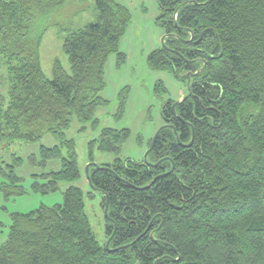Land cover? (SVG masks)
Returning a JSON list of instances; mask_svg holds the SVG:
<instances>
[{
  "label": "trees",
  "instance_id": "trees-1",
  "mask_svg": "<svg viewBox=\"0 0 264 264\" xmlns=\"http://www.w3.org/2000/svg\"><path fill=\"white\" fill-rule=\"evenodd\" d=\"M67 1L0 0V70L9 83L8 101L0 96V147L49 132L68 148L64 157L61 146L42 147L43 164L62 157L61 169L35 181L43 193L80 179L76 144L65 131L75 117L99 124L96 111L109 104L102 95L106 63L112 53L125 59L119 43L132 19L118 1L95 0L96 20L64 42L71 73L56 60L48 78L40 52L46 30L37 21ZM158 3L166 46L149 54V66L186 83L192 74L191 93L176 114L173 100L162 108L164 124L174 127L161 130L148 159L164 160L152 166L118 157L107 168L90 167L107 208L105 244L82 188L71 184L63 204L12 214L0 264H264V0ZM129 135L105 128L90 143L91 161L96 143L119 155ZM21 162L16 155L12 163L0 159L7 199L25 193L16 172Z\"/></svg>",
  "mask_w": 264,
  "mask_h": 264
},
{
  "label": "rangeland",
  "instance_id": "rangeland-1",
  "mask_svg": "<svg viewBox=\"0 0 264 264\" xmlns=\"http://www.w3.org/2000/svg\"><path fill=\"white\" fill-rule=\"evenodd\" d=\"M116 1L130 10L132 19L119 43V50L125 54V59L120 61L118 53H112L106 63V87L102 95L109 104L97 109V126H94V121L83 122L75 117L70 128L65 131L66 137L75 141L81 177L74 182H61L60 189L50 193H43L34 188L36 180L45 181L39 175L62 167V157L46 164L40 161L43 146H61L62 156L68 157V148L62 146V141L52 133L48 132L35 141L18 140L9 147H0L1 160L12 163L14 155L22 159L21 164L16 167V172L23 179L25 188V193L9 199L0 191V245L8 239L13 213H28L42 205L63 204L64 192L71 184L82 188L85 209L92 228L100 243L105 244L107 216L103 207V193L92 186L87 167L91 163H113L118 157L144 160L156 132L164 125L161 113L164 104L169 100L179 101L188 93L185 81L178 79L168 70H154L148 63L149 54L162 47V39L165 36L164 28L158 23L161 14L158 0ZM96 18L95 0H68L50 16L37 21L38 30H46L40 52L42 68L48 78H53L56 60H60L71 73V63L64 51L65 39L70 31L81 29ZM0 71L3 76L0 78V96H5L8 101L9 83L5 79L6 70ZM124 97L125 108L121 114V102ZM105 128L129 129L130 135L119 155L102 151L96 143L93 149L94 161H91L90 143L98 140ZM33 158L35 161L31 160Z\"/></svg>",
  "mask_w": 264,
  "mask_h": 264
},
{
  "label": "water",
  "instance_id": "water-1",
  "mask_svg": "<svg viewBox=\"0 0 264 264\" xmlns=\"http://www.w3.org/2000/svg\"><path fill=\"white\" fill-rule=\"evenodd\" d=\"M166 36L167 35H165L164 37H163V39H162V41H163V46H166V44H165V38H166ZM192 39H193V37H192ZM205 66H206V64H205ZM204 66V67H205ZM203 67V68H204ZM202 68V69H203ZM201 69V70H202ZM196 74V73H195ZM195 74H193V75H195ZM192 74L191 73H188V77H189V79H188V82H187V86H188V90H189V94L191 93V76ZM187 96V95H186ZM185 96V97H186ZM184 97V98H185ZM184 98H182L181 100H179V101H176V102H174L173 103V105H172V109H173V111H174V113L176 114V106L177 105H179L183 100H184ZM167 126H170V127H174L173 125H169V124H166V125H163V126H161L160 127V129L156 132V134H155V136H154V138H153V140H152V144H151V146H150V148L148 149V151H147V153L145 154V162L147 163V164H149V165H152V166H156V165H158V164H160L164 159H160L158 162H151V161H149V159H148V157H149V153L153 150V148L155 147V144H156V141H157V138H158V136H159V134H160V132H161V130H163L165 127H167ZM175 132H176V136H177V138H179V136H178V133H177V131L175 130ZM193 135H194V129H193ZM194 137V136H193ZM192 141H193V139H192ZM192 141L190 142V143H188V144H185L186 146H190L191 145V143H192ZM96 166V167H102V168H107L106 166H103V165H98V164H96V163H91L88 167H87V170H88V172H89V170H90V167L91 166ZM173 169H174V167L172 168V169H170L168 172H165V173H162L161 175H158V176H156L149 184H148V186H150L151 184H153L156 180H157V178H159V176H164V175H167V174H169L170 172H172L173 171ZM90 182H91V184H92V181H91V179H90ZM93 186V185H92ZM94 187V186H93ZM105 213H106V216L108 217V214H107V208H105ZM118 248H120V247H118ZM115 250V249H114Z\"/></svg>",
  "mask_w": 264,
  "mask_h": 264
},
{
  "label": "flooded vegetation",
  "instance_id": "flooded-vegetation-1",
  "mask_svg": "<svg viewBox=\"0 0 264 264\" xmlns=\"http://www.w3.org/2000/svg\"><path fill=\"white\" fill-rule=\"evenodd\" d=\"M188 93H189V90H188ZM188 93H187V94H188ZM167 124H168V123H167ZM165 125H166V123H165Z\"/></svg>",
  "mask_w": 264,
  "mask_h": 264
}]
</instances>
